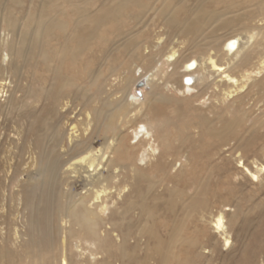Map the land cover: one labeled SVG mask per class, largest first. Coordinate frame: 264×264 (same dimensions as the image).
<instances>
[{
  "label": "rangeland",
  "instance_id": "1",
  "mask_svg": "<svg viewBox=\"0 0 264 264\" xmlns=\"http://www.w3.org/2000/svg\"><path fill=\"white\" fill-rule=\"evenodd\" d=\"M19 1L21 2L19 6L7 3L9 7L7 12L10 17L17 19V26H21L20 18L22 16L34 14L40 10L37 9V0ZM1 4L2 2H0ZM57 5L58 9L55 10L52 7L45 11H52L54 17L59 20H74V14L68 8L67 3L55 4V6ZM97 7L96 3L89 5L90 10H95ZM133 11L135 9L126 10L117 22H108L100 26L97 38L88 46L89 48L83 53L82 59L75 66L64 62L63 68H61L63 73H68L71 77L77 76L75 84L78 85L79 90H74L75 86L63 90L65 99L60 101L58 111L61 113L68 111V113L63 116V120L56 119V124L60 127V141L56 146L50 140L52 129L48 117L41 111V107L43 104L47 105V102L44 94L39 91L42 86L46 85L45 77L48 75L41 63V57L32 58L30 64L24 68L18 62L22 68V74L16 78L11 77L8 73L0 72V82H9L4 86L0 83V250L4 253L8 252L9 263L5 264H61L62 260L68 264H87V261H92V258L97 260V264H137V262L147 261L148 257L144 255V252L148 255L155 253V243L152 239H149L148 248L145 249L143 243L140 242L142 245H139L135 251L134 240L130 238L127 241L128 246L124 247L127 251V253L125 252L127 258L126 256L120 257L116 248L111 247L119 243L122 233L127 230L124 225L127 221L123 222V226L119 224L120 211L126 204L139 203L144 198L147 200V209H151L156 214L155 221H152L159 227L162 241L167 240L168 233L173 227L170 223L174 217L182 220L183 233L181 236L183 239L192 238V241H188V244H192V246L188 248L184 247L183 243L168 247L167 261L169 264L173 262L172 254L174 253L181 254L182 259L187 258L194 264H264V255L260 253L261 249H264V244L261 241V237L264 236V172L259 173L258 180L252 182L245 176L241 167V164H245L249 168L256 165L264 167L263 142L258 140L252 143L246 152L241 153V157L238 153H233L235 141H229L227 145H223L224 143L214 141L205 134L204 130L210 129L209 121L216 120L217 114L208 110V117L201 120V115L193 110L194 106L198 104L197 100H200V97L193 98L198 88L193 89L183 98L170 88L166 91L157 87L152 92L149 87L137 89L135 83L138 81L136 80L139 74H143L140 69L137 70L139 73L136 71L138 74L135 73L136 82L131 83L130 95L134 97L138 107L147 111L149 115L155 112L154 114L160 118L170 119V125L164 129L166 144H160L158 149L166 155L180 154L182 156L180 160L183 161L188 156L189 165L187 163L182 172L167 167L164 173H168V170L172 173L166 178L169 182H166L161 174L146 170V167L153 162V160H149L146 166L138 169L137 186L144 194L141 197H133L132 194L127 197H123V195L117 197L113 192L115 188L112 171L101 170L99 174L105 177L108 183H112L107 195L101 197V201L108 208L104 215L107 219L106 223L98 222L94 229L83 221L84 209L93 208L97 204L94 191L98 189L89 185L90 179L85 178L90 177L95 180L98 173L95 171L83 173L80 178L73 179L71 178L72 174L66 171L67 167L64 166L60 169V166L62 167V163L68 158L77 143H81L84 139L80 135L90 121L86 117L87 113L95 119L94 122H90L93 132L87 131L89 135L87 141L92 144L93 156L103 153L104 164L112 156L113 146L123 140L124 134L126 135L130 131L131 125L125 124L127 121L126 110L118 107V99L123 96L127 85L126 80L129 76L133 77V67L131 64L128 66V58L119 47L123 41L116 45L117 53L112 55L114 58L112 66L116 68L113 73L106 64L103 65L101 67L102 77H99L91 85L89 80H92L96 73L92 71V65L88 66L87 71L84 70V67L87 58L91 54L94 58L100 56L101 52L109 46V39L117 37L121 29H123L121 33L126 34V31L134 26L130 17V13ZM159 22L156 19V25L144 31L147 39L155 41L161 35L168 36ZM4 27L5 25H3ZM247 27L253 29L260 26L256 21H252L247 23ZM181 39L178 37L174 42L179 41L182 49L185 50L188 43L187 41L182 42ZM56 40L60 42L58 34ZM46 50L51 55L52 49L46 48ZM181 54L179 58L182 60L180 59V62L176 64L178 69L181 62L187 58L184 57L185 53ZM56 56L59 57V53ZM153 56L146 57L143 59L144 62L138 63L143 67V71H153L152 68L155 65ZM172 67L163 66L160 75L163 76L164 72L170 73ZM172 69V74H174L177 69ZM90 72H92L91 79L90 75L88 79L86 75ZM234 75L238 76L237 73ZM256 86L255 81L249 85L247 90H243V93L249 92V97L251 96L250 99L247 98L245 107L251 109L253 118L264 114V99L259 101V104L252 106L254 95L260 94ZM14 87H16V91L13 93ZM43 89H48V87L44 86ZM28 90L33 91L32 98L26 96ZM85 90L88 92L84 93ZM67 92L71 93L65 94ZM154 92L162 95L165 100L162 104L151 103ZM208 95L206 93L204 99H207ZM10 99L12 102L8 107ZM166 101L172 103L168 104ZM233 101L231 100L229 104ZM155 105L156 111L153 107ZM223 105L227 107L228 103ZM176 106L180 108L179 114L174 112ZM129 110L128 108L127 111ZM233 114L232 110L231 112L226 111L227 117H232ZM71 122L77 125L78 131L75 134L70 133L69 124ZM31 125H33V129H30ZM245 126L246 124L239 128V131L243 132ZM70 134L71 138H68ZM257 136L261 138L263 133L258 132ZM105 139L112 148H103L102 143ZM132 141L127 136L125 142L128 146L117 148L123 155L112 156L116 164L115 167L120 169L119 179L126 180L129 187H134L133 183L136 181L130 166V154L133 153L131 150ZM201 181L205 184L204 187L206 186L203 188L205 191L199 187ZM150 185H152V189ZM146 190H148L147 194ZM158 193H160V197ZM204 193H208V195ZM84 194L86 197H82ZM167 198L172 202L169 203ZM79 199H83L81 203H78ZM196 200L198 203L203 202L209 208L203 217L199 216V210L189 207L190 203ZM71 202L77 203L75 216L68 212ZM172 203L173 206L170 205ZM234 203L238 204L235 213H233V208L229 209L230 206H234ZM169 207L176 209L175 214H172ZM95 210L98 212V208ZM136 213L137 210H134L128 217L136 216ZM233 214L235 217L232 216ZM218 215L223 217L228 234V245L224 244L223 237L218 235L214 228L215 218ZM191 217L197 219L196 229L199 228L197 232L191 227ZM113 223L116 225H111ZM135 223L134 221L126 224L133 235L136 233L134 232L137 227ZM101 238H106L108 245L99 241ZM197 241L199 242L197 243ZM150 258V264L161 262V258L157 255L150 256Z\"/></svg>",
  "mask_w": 264,
  "mask_h": 264
},
{
  "label": "bare ground",
  "instance_id": "2",
  "mask_svg": "<svg viewBox=\"0 0 264 264\" xmlns=\"http://www.w3.org/2000/svg\"><path fill=\"white\" fill-rule=\"evenodd\" d=\"M0 2H2L0 5V72L8 73L11 77L16 78V76H21L22 74V68L19 64L24 68V66L30 64L32 58L41 57V63L48 73L45 77L46 85H44L48 89H43L44 86H42L39 91L44 94L47 102V105L43 104L41 111L48 117L52 129L50 140L54 146L60 141V127L56 124V119L61 121L63 116L68 113V111L63 113L58 111L60 101L65 99L63 90L71 86H75L74 90H79L78 85L75 84L78 79L77 76L71 77L68 73H63L61 68H63L64 62H68L70 66H75L82 59L83 53L89 48L88 46L97 38L100 26L108 22H117L124 11L135 9V11L130 13L134 26L126 31V34H122L123 29H121L117 37L109 39V46L101 52L100 56L94 58L93 54H91L87 58L84 67V70L87 71L88 66L92 65V71L96 73L94 78L89 80L91 85L99 77H102L103 71L101 67L103 65L106 64L107 68L113 73L116 68L112 66L114 64L112 55L117 53L118 48L116 45L123 41L119 47H121L128 58V66L131 64L133 67V77L129 76L126 80L127 85L123 96L118 99V107L126 110L127 121L125 124L131 125L130 131L126 135L124 134L123 140L117 142L118 146L116 145L112 148L107 144V139L102 145L106 149L112 148V156H121L123 154L117 148L119 146L125 148L127 136L130 140H133L131 143L133 153L130 154V166L131 172L136 178L133 183L134 187H129L123 178L119 179L120 169L115 167L116 164L112 156L106 160V164L103 162V153L99 156H93L92 144L87 141L89 136L87 131L93 132V126H91L90 122H94L95 119L89 113L86 114V117L90 121L80 135L85 141L83 139L81 143H77V146L74 147L68 158L62 163V167L60 166V169L66 166V171L72 174L71 178L73 179L75 177L80 178L83 173L93 171L98 173V177L95 180L90 177L85 178L90 179L89 185L98 188L94 191L97 204L93 208H85V214L83 215V221L86 224H90L94 229L98 222L106 223L107 219L104 215L108 208L101 201V197L107 195V192L111 189L109 186L112 184L108 183L105 177L99 174L101 170L112 171L114 177L113 186L115 188L113 192L116 193L117 197H122V195L127 197L129 194H132L133 197H141L144 194L137 186L138 169L146 166L149 160H153V162L146 167V170L155 171L165 179L172 173L169 170L168 173H164L167 167L182 172L187 163L189 165L188 156L184 158V161L181 159L182 162L180 154L175 153V156L166 155L158 149L160 144H166L164 129L170 125V119L166 117L160 118L157 114H154L155 112L149 115L147 111L142 110L135 103L134 97L130 95V88L131 83L135 81V73H139L138 69L143 74H139L136 81L145 79L144 87H149L151 89L150 92L157 87H161L162 90L166 91L170 88L183 98L189 92H192L193 89L198 88L193 98L200 97V100H197L198 104L194 106L193 110H196L198 115H201V120L208 117V110L217 114L216 120L212 119V121H209L208 126H210V129L204 130L205 134L214 141L222 142L221 144L224 143L223 145H227L229 141H235L233 153H238L241 157V153L246 152L247 148L255 141L261 140L264 144V114H259L253 118L251 109L245 107L247 98L250 99L251 96L249 97V92L243 93L244 89L247 90L249 85L256 81V89L260 91V94L254 95L255 99L252 106L264 99V0H37V9L40 10L34 14L22 16L20 18L21 26L18 24L20 27L16 25L17 19L10 17L7 12L9 9L7 3L10 2L15 6H19L21 2L19 0H0ZM64 3H67L68 8L74 14L73 21L59 20L54 17L52 11H45L47 8L52 7L56 10L58 5L55 6V4L63 5ZM91 3H96L98 7L95 10H90L89 5ZM156 19L160 21L161 27L166 30L165 33L168 36L165 35L166 37H163L161 35L155 41H151L146 38L144 31L156 25ZM252 21H256L260 27L253 29L247 27V23ZM3 25H5L4 28ZM56 33L59 35L60 42L56 40ZM241 33L245 35H241ZM178 37L182 38V42L187 41L188 45L185 46V50L182 49L179 41L174 42ZM46 48L52 49L51 55ZM57 53H59V57L56 56ZM181 53H185L184 57L187 58L181 62L178 69L176 64L180 62L181 58L179 56L182 55ZM151 55H154L153 62L155 65L152 68L153 71H143V67L139 66L138 63L144 62L143 59ZM165 65L173 66L172 68L177 70L172 74L173 69L171 68L170 73L164 72L165 75L161 76L160 70ZM91 73H88L86 78L89 79L90 75L91 79ZM234 73H237L238 76L234 75ZM0 83L4 86L9 82ZM14 91H16V87H14L13 93ZM87 92V90L84 91V93ZM69 93L71 92L65 94ZM206 93L209 95L207 99H204ZM33 95L32 90H28L26 93L29 98H32ZM231 100L234 101L229 104ZM164 101L162 95L154 92L151 103L162 104ZM11 102L10 99L8 107ZM166 102L168 104L172 103L171 101ZM224 103H228V106L224 107ZM153 107L156 111V105ZM128 108L130 109L129 111H127ZM230 108L234 114L232 117H227L226 111L231 112ZM174 112L179 114L180 108L176 106ZM245 124L244 131L240 132L239 128ZM69 126L71 134H75L78 131L76 123L71 122ZM30 129H33V125L30 126ZM258 132L263 133L261 138L257 136ZM71 134L68 138H71ZM241 167L245 176L252 182L257 181L258 174L264 172L262 165L249 168L245 164H241ZM166 182L169 181L166 179ZM200 184V188L206 187H204L203 181ZM150 186L152 189V185ZM146 191L145 193L147 194L148 190ZM202 191H205V189ZM202 191L201 194L203 193ZM158 194L160 197V193ZM204 194L208 195V193ZM82 197H86V194ZM203 198L205 199L204 196ZM82 200L79 199L78 203H81ZM196 201H192L189 207L199 210V216L203 217L209 208L203 202L198 203ZM171 202L172 200H169V203ZM76 204V202L70 203L69 214L75 216ZM170 205L173 206V203ZM147 207L146 198L139 203L130 202L124 206L119 213V224L123 226V222L126 223L127 221L126 224L128 225L135 221L137 227L134 226L136 227L134 232L136 233L135 235L131 234L128 226L124 224L127 230L122 233V239L116 246L111 247L116 248L120 257L126 256L127 258L125 254L127 251L124 247L128 246L127 241L130 238L134 240V250L139 245H142L140 242L143 243L145 249L148 248V245H150L149 239H152L155 243L154 255L161 258V262H155V264H169L167 261L168 247L183 243L184 247L188 248L192 246V244H188V241H192V238L190 237L191 239L189 240L183 239L181 236L183 233L181 229L182 220L174 217V220L170 223L173 227L168 233V238L166 241H162L161 231L153 223L156 219V214L151 209H147ZM96 208H98V212H96ZM230 208H233V213H235L238 204L234 203V206H230ZM134 210H137L136 216L128 217ZM169 210L172 214H175L176 209L169 207ZM178 211L180 210L178 209ZM232 216L235 217V214ZM191 219V227L196 229L197 219L195 220V217H191ZM111 225L115 226L116 224L113 223ZM214 228L216 233L223 237L224 244L228 245V234L222 215L216 216ZM198 230L196 229V232ZM99 241L108 245L106 238H101ZM193 241L196 242L195 240ZM261 241L264 244V236L261 237ZM260 253L264 255L263 248ZM144 255L148 257V260L141 263L137 262V264H150V256L154 255H148L145 252ZM172 255L173 262L171 264H194L187 258L182 259V256L180 257L181 254L174 253ZM6 262L9 263L8 252L5 251L4 253L0 250V264H5ZM61 264L68 263L62 260ZM87 264H97V260L92 258V261H87Z\"/></svg>",
  "mask_w": 264,
  "mask_h": 264
},
{
  "label": "water",
  "instance_id": "3",
  "mask_svg": "<svg viewBox=\"0 0 264 264\" xmlns=\"http://www.w3.org/2000/svg\"><path fill=\"white\" fill-rule=\"evenodd\" d=\"M144 86H145V79H141V80H139V81L135 84V87H136L137 89L142 88V87H144Z\"/></svg>",
  "mask_w": 264,
  "mask_h": 264
}]
</instances>
